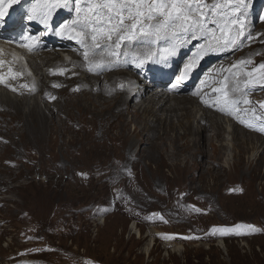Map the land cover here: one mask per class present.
I'll return each mask as SVG.
<instances>
[{
    "label": "bare ground",
    "instance_id": "obj_1",
    "mask_svg": "<svg viewBox=\"0 0 264 264\" xmlns=\"http://www.w3.org/2000/svg\"><path fill=\"white\" fill-rule=\"evenodd\" d=\"M38 16L39 24L36 15L26 20L18 6L14 12L0 17V37L15 44L14 49L0 43V65L6 61L16 66L14 71L5 64L0 71V86L4 87L0 90V159L16 163L18 158L27 162L26 155L37 151L42 159L57 164L59 171L73 179L76 198L70 202L77 204L88 194L102 192L120 197L118 211L162 207L172 219L182 217V210H193L194 205L188 199L196 200L209 193L204 184L211 179L224 182L232 178L226 181L227 192L235 195L244 194V181H250L253 172L261 176L264 131L258 129L264 128V112L259 111L256 100L263 93L253 90L250 84L262 76L254 65L228 81L226 75L236 64L228 65L233 59L214 54V58L220 59L211 64L206 79L193 86L198 74L179 69L178 83L168 91L175 64L201 29L175 36L178 37L172 44L175 49H170V54L158 63L141 62L147 46L159 43L156 40L153 43L154 38L126 41L120 49H96V55L90 51L89 59L85 60L84 52L92 45L90 36L86 39L78 36L79 29L73 30V25L68 28V36L52 34L49 29L52 17H46L45 23V12H39ZM2 26L7 28L6 32L1 30ZM40 26L46 32L37 41L35 31ZM234 33L230 31V35ZM219 35L226 38L222 33ZM170 36L163 40H172ZM81 39L84 44L78 42ZM59 48L66 49L62 53ZM112 51L118 54L111 55ZM69 54L70 59L66 57ZM250 54L241 57L256 63ZM236 59L232 63L247 62L246 58ZM23 60L29 68L22 65ZM101 60L103 63L98 66L96 62ZM60 70H64L63 74ZM221 80L227 88L220 89L228 91L229 97L237 101L231 114L211 106L215 101L210 96L213 83L220 86ZM249 80L252 82L247 84ZM245 100L249 103H244ZM248 123L255 127H248ZM230 155L232 167L227 164ZM107 178L124 184L112 187L104 181ZM160 181H165L163 192ZM119 189L122 195L117 193ZM85 206L77 205L72 210ZM156 233L146 235L151 237L146 250Z\"/></svg>",
    "mask_w": 264,
    "mask_h": 264
},
{
    "label": "rangeland",
    "instance_id": "obj_2",
    "mask_svg": "<svg viewBox=\"0 0 264 264\" xmlns=\"http://www.w3.org/2000/svg\"><path fill=\"white\" fill-rule=\"evenodd\" d=\"M202 2L208 5L222 2L223 5L226 0ZM76 3L77 0H16L10 6L6 5L5 14L12 10L14 12L19 6L26 20L30 15L34 18L36 15V23L39 24V12H45L46 17H52L49 25L52 34L68 36V28L72 27L71 22L77 16ZM33 8L35 11H32ZM219 9L217 13L220 15L217 16L204 9L208 12L205 23L209 25L206 29L213 28L218 37L220 33L226 38L236 37L240 24L233 21L243 22L244 35L239 38V46L222 47V42L217 45L212 41V47H209L211 34L201 30L198 32L200 35H194L188 42L184 54L175 64L174 75L179 69L191 65L188 70L198 74L193 81V86L197 85L207 78L211 64L220 59L214 58V54H220L223 59H233L228 65L236 64L226 75L228 81L233 80L234 74L243 73L254 65L262 78L250 85L254 87L253 90L263 93L256 100V104L260 105L259 111L263 113L264 69H260L259 65L264 64V0H244V5L238 11L233 0L232 4ZM42 26L35 31L39 36L37 41L45 36L46 29H42ZM40 30L41 33L38 32ZM230 31L231 34L235 32L234 36L230 35ZM170 38L172 40H156L159 42L156 46H147L141 62L158 63L164 60L170 54V49H175L172 44L178 39ZM82 48H85L84 45ZM248 52L251 53L250 59L256 60V63H232L237 57L236 61L241 58L249 61L247 57H241ZM3 64L0 71L5 69H2L5 64L11 68L9 70H16V66L10 62L4 61ZM22 65L29 68L24 60ZM171 82L169 79L168 91L173 88ZM218 83L221 85L213 83L214 89L226 85L224 80ZM10 93L15 95L14 91ZM219 95L217 91L210 94L214 98ZM37 96L40 97L39 94ZM231 138L228 135V139ZM26 157L27 162L16 158V163L6 158L0 159V264H264L263 164L261 176L253 172L254 177L250 181L245 179L244 194H228L226 181L232 178L224 182L211 179L204 184L209 193L196 200L188 199L195 208L192 211L182 210V217L172 219L163 212L162 207H150L148 211H118L116 205L120 203V197L102 192L88 194L83 201L72 203L70 200L76 198L73 179L59 171L57 164L42 159L37 151ZM229 157L227 164L232 167V156ZM104 181L112 187H122L124 184L118 185L111 178ZM160 187L163 192L165 181H160ZM120 191L117 190V193L120 194ZM166 197L170 198L169 195ZM77 205L87 206L73 211L72 207ZM248 225L258 231L249 229ZM155 232L152 245L146 250L151 240L146 235Z\"/></svg>",
    "mask_w": 264,
    "mask_h": 264
},
{
    "label": "snow or ice",
    "instance_id": "obj_3",
    "mask_svg": "<svg viewBox=\"0 0 264 264\" xmlns=\"http://www.w3.org/2000/svg\"><path fill=\"white\" fill-rule=\"evenodd\" d=\"M15 2L16 0H0V17L4 16L6 5L10 6L11 3ZM232 3L233 0H226L223 5L219 3L208 5L202 0H83L84 6L81 7V0H77V16L71 24L74 26L73 30L79 29L78 36H83L85 39L88 36L91 37L92 45L84 52L85 60L89 59L90 51L92 55H96V49L101 51L104 49H120L124 42H130L137 38H154L152 40L154 43L155 40L165 39L169 35L175 37L179 33H186L190 30L195 31L197 28L207 30L211 34V41H215L217 45H220L221 40H223L222 47L229 45L237 47L239 46V38L244 35L243 22L233 21V23L240 24V29L236 37L230 38L217 37L215 31L206 29L205 25L208 12L204 9H207L213 15H217V9ZM243 5L244 0H235L237 11ZM32 11H35V8ZM46 16L47 14H45V23ZM33 18L31 15L29 16V19ZM213 23H216V21H213ZM221 31L223 32L224 29H221ZM249 38L251 39V37ZM211 41L209 42V47H212ZM79 42L84 44L83 39ZM110 54L117 55L118 53L112 51ZM96 63L101 66L103 62L101 60ZM239 63L245 64L251 63V61L245 62L242 60ZM235 66L233 65V67ZM190 67L191 65L185 66L186 70ZM259 68L264 69V64L259 65ZM89 70L92 69L90 68ZM63 71L60 70V74H63ZM248 75L251 76L252 73H248ZM251 82V80L246 81V83ZM53 86L58 87V85ZM226 88L227 85H225ZM213 91H219L221 95L215 98L211 106L218 107L219 110L231 114V109L237 101L231 99L228 91L224 89H214ZM52 98L55 99V97ZM202 102L209 104L208 100L202 99ZM244 103H249V101L245 100ZM261 107H264V104H261ZM241 122L245 123L243 120ZM247 126L255 127L251 123H248ZM258 130L264 131V128H259ZM197 211L199 210L197 209ZM247 227L253 231H258L251 225Z\"/></svg>",
    "mask_w": 264,
    "mask_h": 264
}]
</instances>
